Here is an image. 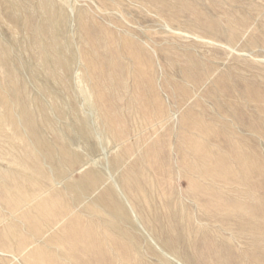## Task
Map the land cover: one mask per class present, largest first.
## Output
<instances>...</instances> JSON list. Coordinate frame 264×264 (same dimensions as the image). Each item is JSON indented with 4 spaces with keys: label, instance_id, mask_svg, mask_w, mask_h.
<instances>
[{
    "label": "rangeland",
    "instance_id": "rangeland-1",
    "mask_svg": "<svg viewBox=\"0 0 264 264\" xmlns=\"http://www.w3.org/2000/svg\"><path fill=\"white\" fill-rule=\"evenodd\" d=\"M0 264H264V0H0Z\"/></svg>",
    "mask_w": 264,
    "mask_h": 264
},
{
    "label": "bare ground",
    "instance_id": "bare-ground-1",
    "mask_svg": "<svg viewBox=\"0 0 264 264\" xmlns=\"http://www.w3.org/2000/svg\"><path fill=\"white\" fill-rule=\"evenodd\" d=\"M19 166V165H18ZM22 190V189H21ZM26 193V192H25ZM6 195H7V193H6ZM7 199V198H6ZM16 199H17V197H16ZM9 200V199H8ZM20 200V199H19ZM45 213V212H44ZM26 221V220H25ZM45 225H46V223H45ZM42 226V225H41ZM112 226V225H111ZM29 228V227H28ZM45 228V227H44ZM24 229V228H23ZM42 231V230H41ZM20 233V232H19ZM13 233H11V235H12ZM6 235V234H5ZM24 235V234H23ZM17 239V238H16ZM14 240H15V238H14ZM10 243H11V241H10ZM64 263V262H63Z\"/></svg>",
    "mask_w": 264,
    "mask_h": 264
}]
</instances>
